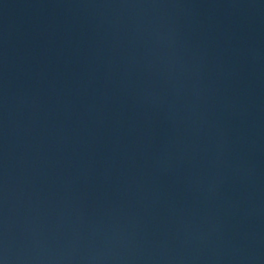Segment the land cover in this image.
<instances>
[{
	"label": "water",
	"instance_id": "95a60500",
	"mask_svg": "<svg viewBox=\"0 0 264 264\" xmlns=\"http://www.w3.org/2000/svg\"><path fill=\"white\" fill-rule=\"evenodd\" d=\"M0 264H264V0H0Z\"/></svg>",
	"mask_w": 264,
	"mask_h": 264
}]
</instances>
